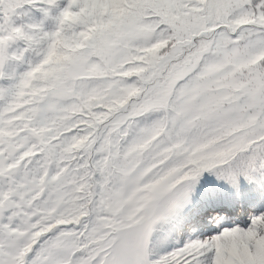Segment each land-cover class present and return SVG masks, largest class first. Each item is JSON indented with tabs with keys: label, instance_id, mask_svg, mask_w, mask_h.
<instances>
[{
	"label": "snow or ice",
	"instance_id": "snow-or-ice-1",
	"mask_svg": "<svg viewBox=\"0 0 264 264\" xmlns=\"http://www.w3.org/2000/svg\"><path fill=\"white\" fill-rule=\"evenodd\" d=\"M0 264H264V0H0Z\"/></svg>",
	"mask_w": 264,
	"mask_h": 264
}]
</instances>
